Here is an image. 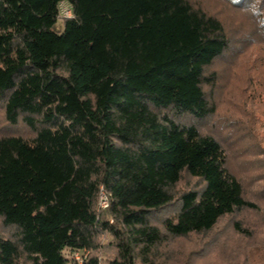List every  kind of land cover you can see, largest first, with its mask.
Instances as JSON below:
<instances>
[{
	"label": "trees",
	"instance_id": "obj_1",
	"mask_svg": "<svg viewBox=\"0 0 264 264\" xmlns=\"http://www.w3.org/2000/svg\"><path fill=\"white\" fill-rule=\"evenodd\" d=\"M198 1L0 0V105L9 126L32 130L0 135V219L16 230L0 236V264H199L219 227L255 236L260 220L244 217L260 197L202 124L226 63L250 108L235 126L264 159V48L232 50L214 0ZM234 4L264 28V0ZM254 251L224 264H264Z\"/></svg>",
	"mask_w": 264,
	"mask_h": 264
},
{
	"label": "rangeland",
	"instance_id": "obj_2",
	"mask_svg": "<svg viewBox=\"0 0 264 264\" xmlns=\"http://www.w3.org/2000/svg\"><path fill=\"white\" fill-rule=\"evenodd\" d=\"M199 2L198 0H196ZM224 2L225 6H218V2L214 0V4L211 5L210 9L215 13H220L222 19H224V26L229 34L232 43V50L249 52L252 54L253 51H261L264 48V28L261 29L260 24L256 21L255 15H252L251 11H237L234 8V2L236 0H220ZM252 3H257V8L261 9L262 0H251ZM200 3V2H199ZM229 6L228 8H226ZM249 7H244L248 9ZM60 15L65 17L67 15L72 16V7L68 2H62L59 6ZM264 15V14H263ZM56 29L58 32H63V23L62 21L58 22ZM239 44V45H238ZM235 45V46H233ZM239 49V50H238ZM230 61V59H227ZM225 63V62H222ZM226 65V63H225ZM224 64L219 63L214 70L219 74L220 87L217 92L215 91V98L218 105V113L216 116L212 117L205 121L203 125V130L207 133H213L217 137L221 138L230 149V157L233 162L234 170L237 174L244 179L245 185H247V192L250 200H257L260 197L259 205L261 210L257 213L248 212L247 218L248 221L252 222L254 218L259 219L261 225H256L254 228L255 236L250 239L240 237L237 234L231 232V226L226 225L219 227L218 230H221V233L218 235V243H212L211 245L214 248V252L211 256L207 257L205 260L201 261L199 264H216V263H236L241 262L242 256L247 255L250 250H253L257 255L258 253L264 251L263 240H264V159L259 157L255 153V144L251 141L248 131L246 132L245 127H236V121H248V119H242L240 117L241 110L238 106V98L232 97V90L235 88L236 84L235 78L232 77L233 82L227 80L228 72L225 71ZM229 67V66H228ZM235 67H237L235 65ZM219 93V94H218ZM234 98V100H233ZM233 100V101H232ZM241 107V106H240ZM248 108L241 113H246L249 111ZM253 109V108H252ZM4 109L0 105V135L5 133L7 134H18L24 136H32V130L27 126L21 124L15 128L9 126L6 123L4 116ZM248 127H246L247 129ZM257 130V129H256ZM258 130L260 136L263 137L264 130ZM194 181L189 178L184 179L181 187L185 188L187 185H194ZM244 216V215H243ZM246 220V219H245ZM227 223V222H226ZM251 225V224H248ZM263 226V227H262ZM222 232H224L222 235ZM16 234V230L13 228H5L0 219V236L6 238H13ZM224 243V244H223ZM222 244V245H221ZM262 245V246H261ZM88 256V253L85 254ZM66 256L72 260V253L66 252ZM108 256V255H107ZM254 254L248 255L249 262L252 261ZM79 257L82 259L81 254ZM106 256H104L105 259ZM217 261V262H215Z\"/></svg>",
	"mask_w": 264,
	"mask_h": 264
},
{
	"label": "built area",
	"instance_id": "obj_3",
	"mask_svg": "<svg viewBox=\"0 0 264 264\" xmlns=\"http://www.w3.org/2000/svg\"><path fill=\"white\" fill-rule=\"evenodd\" d=\"M72 16H65L64 18H71ZM109 206V199H108V196L106 194V192L103 190V188H101L100 190V195H99V203H98V209L99 210H106ZM79 254L80 253H76L74 254V258L77 260V261H80L81 262V258L79 257Z\"/></svg>",
	"mask_w": 264,
	"mask_h": 264
}]
</instances>
